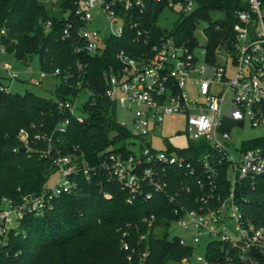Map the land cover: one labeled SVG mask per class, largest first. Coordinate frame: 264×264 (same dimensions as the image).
I'll list each match as a JSON object with an SVG mask.
<instances>
[{
	"label": "trees",
	"instance_id": "16d2710c",
	"mask_svg": "<svg viewBox=\"0 0 264 264\" xmlns=\"http://www.w3.org/2000/svg\"><path fill=\"white\" fill-rule=\"evenodd\" d=\"M78 1L0 0V45L23 65L36 57L40 70H59L51 98L29 90H0V199L5 196L20 201L23 195L41 193L55 173L53 159L59 154L82 157L86 163L94 164L106 149L127 151V143L134 136L118 123L114 105L104 96L103 73L120 67L119 51L132 57L149 55L161 36L194 48L199 45L195 27L205 21L203 47L207 57L213 59L218 45H230L235 12L247 7V0H199L191 12L178 13L171 29H164L158 18L169 8L164 3L148 2L143 13L131 16L132 22L140 21L139 28L148 31L146 43L138 40L136 29L126 24L121 36L106 37L101 50L90 55L74 52L78 39L72 29L69 37L62 36L68 22H78ZM213 12L222 13V17L213 19ZM0 86H5L1 75ZM82 92L88 97L78 109L83 112L82 121H78L75 115L60 109L57 101L79 98ZM64 119L69 123L64 132H59L57 127ZM21 129L27 132L26 144L18 137ZM44 137H50L49 144ZM205 146L204 142H189L186 148L173 150L196 163ZM22 147L25 151H20ZM254 147L264 152L263 136L242 141L240 150ZM48 148L49 154L41 155ZM168 171L169 193L186 186L179 200L188 208L194 207L195 196L201 193L196 182L199 173L186 177L183 171ZM214 181L219 193L226 196L230 189L227 163L219 167ZM126 197V191L115 180L102 175L89 181L78 178L74 191L53 198L52 206L41 214L25 215L18 228L7 232L0 245V264H139L137 254L127 259L129 252L122 248L123 241L136 250L147 247L144 264H179L190 256L191 246L181 245L176 236H168L166 230L173 216L165 195L153 193L146 200L136 197L132 203H127ZM234 200L243 218L264 231V173L253 180L237 182ZM150 214L155 218L148 225L143 218ZM142 234L145 238L139 240ZM225 247L210 241L206 258L212 264H241L236 257L226 261ZM253 253L259 264H264L263 253Z\"/></svg>",
	"mask_w": 264,
	"mask_h": 264
},
{
	"label": "built area",
	"instance_id": "2783aa9c",
	"mask_svg": "<svg viewBox=\"0 0 264 264\" xmlns=\"http://www.w3.org/2000/svg\"><path fill=\"white\" fill-rule=\"evenodd\" d=\"M198 1L79 0L75 11L78 22L75 25L68 22L62 36L69 37L72 29L78 39L74 52L92 55L101 50L106 37L121 36L125 25L129 24L136 29L137 39L146 43L148 31L139 28L140 21H131L132 14L143 13L148 2L164 3L177 14H187L197 7ZM235 18L230 45H218L213 59L207 57L203 44L190 48L170 36H161L151 47L149 55L142 53L139 57H132L123 50L119 51L120 67L103 73L104 96L114 105L116 115L120 111V117L116 116L118 123L134 136L127 143V151L106 149L94 164L71 154L54 157L57 176L53 185L39 194L23 195L20 201L1 197L0 245L5 242L7 232L18 228L25 215L41 214L52 206L53 198L74 191L78 178L89 181L102 175L115 180L126 191L127 203H132L136 197L149 199L153 193L165 195L173 216L167 229L175 225L184 230L191 227L195 230L190 235L191 243L176 236L181 245L192 247L190 256L193 245L199 242V235L207 234L208 243L217 241L227 246L226 261L232 262L236 257L241 264H259L253 252L259 250L264 255V231L243 218L234 200V187L237 182L253 180L264 173V152L260 147L239 149L235 159L228 148L231 135L227 127L243 125L247 121L252 127L264 128V0H247V7L237 10ZM94 21L103 22L104 28H89ZM0 53H7L3 45H0ZM24 67L28 73L33 72L31 65ZM78 67L82 68L81 63ZM1 69L9 80L18 78L11 63H2ZM37 73L39 78L33 84L40 86L42 78L58 75L59 70L46 72L39 69ZM187 85L194 89L193 96L189 95ZM0 90L9 91L7 86H0ZM77 99L58 100L57 104L82 121L83 116L77 113ZM224 105L227 106L226 112L223 111ZM168 116H184L189 141L206 145L196 163L173 149L156 150L151 147V140L144 139L154 134ZM68 123L69 119L62 120L58 131L64 132ZM18 137L27 143L28 135L23 129ZM44 140L49 144L50 137H44ZM137 140L140 141L139 148L133 151L131 147L137 146ZM49 152V148L42 150L41 155L46 156ZM223 163H227L230 183L226 196L219 193L214 181ZM169 168L183 171L186 177L199 173L196 182L201 193L195 196L194 207L188 208L179 200L180 192L186 186L169 193ZM104 196L109 195L104 193ZM154 218V214H150L143 220L150 225ZM144 238L145 234L139 236V240ZM122 248L129 252V261L137 254L139 264H144L147 247L136 250L123 241ZM190 256L182 258L179 264H191ZM196 261L198 264H212L205 253L197 255Z\"/></svg>",
	"mask_w": 264,
	"mask_h": 264
},
{
	"label": "rangeland",
	"instance_id": "374dc122",
	"mask_svg": "<svg viewBox=\"0 0 264 264\" xmlns=\"http://www.w3.org/2000/svg\"><path fill=\"white\" fill-rule=\"evenodd\" d=\"M213 19L222 17V13L220 12H213L211 14ZM179 15L170 10L165 9L158 18V24L161 28L164 29H171L176 21L178 20ZM207 23L205 21H201L196 25L194 30V35L196 36L199 45L205 43L206 38L203 33V29L206 27ZM89 28H97L102 30L104 28L103 22L94 21L88 25ZM199 47H197L198 49ZM199 50V49H198ZM198 52V51H197ZM221 60V59H220ZM11 63L12 68L17 71L18 78L14 80H9L6 73L2 71L1 64L2 63ZM31 65L32 69L34 70L31 74L25 73V65L18 62L11 54L9 53H0V75L3 78V83L9 91L23 93L26 90L32 91L35 94L51 98L54 96V89L56 83L59 81L58 77L55 76H46L41 79L42 84L40 86H36L33 84V81L39 78L38 75V63L37 58L34 57L31 61L27 64ZM187 90L190 96L194 95V89L187 85ZM88 97V93L82 92L77 99L76 107L77 113L83 115L82 111H79V107L81 103ZM223 111H227V106H223ZM118 118L120 117V111H117ZM186 121L184 116H168L165 118L162 126L155 131L154 134H151L144 139L147 141L151 140V147L156 150H165V149H183L189 145V139L185 133ZM229 132L231 135V140L229 142V151L230 153L237 159L238 152L241 147V143L244 140L263 136L264 135V128L263 127H252L249 122H244L243 125H232L229 128ZM139 140H137V146L131 147V150L137 151L139 148ZM56 173L50 175L47 186L53 185ZM195 232L194 228L191 227L188 230L181 229L176 227L175 225H171L169 229H167L168 236L171 238L173 236L183 237L186 242L191 243V234ZM209 241V236L207 234H200L199 235V242L194 246L193 253L189 258L191 264H198L196 261L197 255H204L205 247Z\"/></svg>",
	"mask_w": 264,
	"mask_h": 264
},
{
	"label": "water",
	"instance_id": "95a60500",
	"mask_svg": "<svg viewBox=\"0 0 264 264\" xmlns=\"http://www.w3.org/2000/svg\"><path fill=\"white\" fill-rule=\"evenodd\" d=\"M20 151H25V148H24V147H22V148L20 149Z\"/></svg>",
	"mask_w": 264,
	"mask_h": 264
},
{
	"label": "crops",
	"instance_id": "0c3cea01",
	"mask_svg": "<svg viewBox=\"0 0 264 264\" xmlns=\"http://www.w3.org/2000/svg\"><path fill=\"white\" fill-rule=\"evenodd\" d=\"M34 71V70H33ZM25 73H28L26 70H25ZM28 74H31V73H28Z\"/></svg>",
	"mask_w": 264,
	"mask_h": 264
}]
</instances>
